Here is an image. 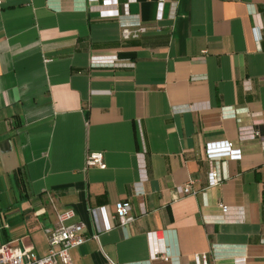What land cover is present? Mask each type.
I'll return each mask as SVG.
<instances>
[{
  "label": "crops",
  "instance_id": "0c3cea01",
  "mask_svg": "<svg viewBox=\"0 0 264 264\" xmlns=\"http://www.w3.org/2000/svg\"><path fill=\"white\" fill-rule=\"evenodd\" d=\"M117 17L146 32L121 40ZM4 142L0 245L42 256L71 208L72 264L162 246L168 263L151 264H264V0H0ZM223 142L233 158L208 156ZM121 200L130 222L104 229Z\"/></svg>",
  "mask_w": 264,
  "mask_h": 264
},
{
  "label": "built area",
  "instance_id": "2783aa9c",
  "mask_svg": "<svg viewBox=\"0 0 264 264\" xmlns=\"http://www.w3.org/2000/svg\"><path fill=\"white\" fill-rule=\"evenodd\" d=\"M118 27L121 40L126 41L130 39H136L140 35L146 32V28L141 26L137 20H131L129 22L122 21L119 17ZM109 67H131L132 64H122L118 62H112ZM252 137H258L257 131L251 132ZM223 153L228 158H233L231 153V145L227 142H223L217 145H207V154L214 155ZM104 162L101 153H87L84 157V167H96L99 169L104 168ZM208 186H214L218 183L217 172L214 168H211L208 172ZM177 196H183L186 194H192L193 191L190 187V181L187 183L176 186L174 189ZM218 207L222 212L226 210V206L222 203L218 204ZM97 210L104 215L105 210L103 207H98ZM129 203L126 200L116 201L113 204V210L110 215H106L108 220L104 229L111 227L123 228L131 217L128 215ZM74 212L71 208H64L57 211L55 214V224L48 230L46 234V252L42 256L34 254L29 248H18L9 245H0V264H72L70 257V250L81 244L85 237L82 234V223L79 221H70ZM112 220H116L113 224ZM154 232H148V237L153 235ZM96 234L92 235V238L96 239ZM168 250L165 247H159L150 251L148 260L145 263L137 262L135 264H151L153 261H159L161 263H168L169 261ZM109 264H113L108 260ZM194 264H206L204 256H194Z\"/></svg>",
  "mask_w": 264,
  "mask_h": 264
},
{
  "label": "water",
  "instance_id": "95a60500",
  "mask_svg": "<svg viewBox=\"0 0 264 264\" xmlns=\"http://www.w3.org/2000/svg\"><path fill=\"white\" fill-rule=\"evenodd\" d=\"M7 145H8L7 142L1 143V144H0V152H2V151H1V148L6 147Z\"/></svg>",
  "mask_w": 264,
  "mask_h": 264
}]
</instances>
